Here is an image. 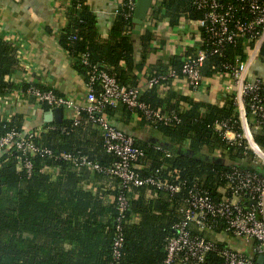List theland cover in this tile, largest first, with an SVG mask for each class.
<instances>
[{"label":"trees","instance_id":"trees-1","mask_svg":"<svg viewBox=\"0 0 264 264\" xmlns=\"http://www.w3.org/2000/svg\"><path fill=\"white\" fill-rule=\"evenodd\" d=\"M129 0L119 2L118 11L107 37L100 35L97 15L87 0H70L67 8V25L60 38L61 46L74 59V68L90 85L100 100L102 88L99 81L91 82L94 70L105 71L119 79L128 88L140 86V75L150 80L166 77L159 85L144 90L140 100L174 113L178 120L169 125H149V132L160 137L176 150L167 151L160 144L136 140L144 157L139 164L143 177H153L162 182L179 185V192L171 193L152 186L133 188L129 195V210L122 224L124 243L119 259L114 258L113 245L117 230V197L121 192L120 179L98 174L85 168L74 167L54 157H32L33 172L29 176L20 170L21 153L13 148L0 156V264H162L166 258L173 227L181 218L190 189L196 184L211 192L215 201L226 186V175L233 167L259 172L249 168L254 156L236 143L228 142L224 132L216 130V123L228 122L234 131L241 132L238 113L233 98L228 95L223 105L196 102L176 91H164L182 79V69L187 57L200 46L197 42L184 55H172L155 66L147 65L148 55L155 52V28L167 20L174 30L185 21H197L204 12L197 8L198 0H162L152 7L150 24L134 35V11ZM141 42V60H136V39ZM85 55L87 64L79 56ZM236 56L244 59L242 43L228 46L223 56H210L202 68L204 79L225 74V67L233 65ZM19 70L18 51L15 45L0 35V97L20 92L25 99L37 104L28 89L52 90L36 84L16 83L11 78ZM264 79V48L262 59L252 73ZM174 74V76L171 75ZM200 88V87H199ZM54 91V90H53ZM55 92V91H54ZM165 92V93H164ZM55 94H58L55 92ZM187 104V107L181 103ZM45 113L53 110L41 102ZM104 115L114 123L128 124L136 112L125 104L105 105ZM23 129V117L0 116V139L12 130ZM46 131L34 139L40 146L51 149L54 155L63 152L88 156L100 165H112L115 155L104 146L103 133L98 124L82 110L78 123L64 119L61 124L45 123ZM255 140L264 146V126L254 133ZM165 145V144H164ZM186 145V149L177 148ZM219 152L223 158L215 154ZM228 161V162H227ZM46 168L53 169L47 172ZM225 224L213 226L211 232L202 233L209 239L224 232ZM198 233L196 230L193 231ZM215 239V238H214ZM216 241L215 250L209 252L204 264H221L225 242Z\"/></svg>","mask_w":264,"mask_h":264},{"label":"built area","instance_id":"built-area-1","mask_svg":"<svg viewBox=\"0 0 264 264\" xmlns=\"http://www.w3.org/2000/svg\"><path fill=\"white\" fill-rule=\"evenodd\" d=\"M128 3L134 11L136 0H129ZM197 8L204 12L203 18L193 21L197 27L200 46L194 54L187 57L182 69V80L190 92L197 91L205 80L202 68L207 58L223 56L228 46L242 43L245 57L242 59L236 56L233 65L225 66L230 73L224 84L225 91L233 98L241 132L234 131L228 122L216 123L214 128L223 131L228 142H234L245 150L243 162L249 160L248 153L251 152L254 156L253 163L260 165L261 171L233 167L226 175V186L218 190L222 194L220 201H215L210 191L195 184L189 191L185 207L181 209L179 222L173 227L174 236L169 239L166 258L162 264H204L207 254L216 248L215 239H218V235L209 239L202 233L211 232L213 226L220 222L226 226L221 233L225 239L218 241L227 244L221 252V264H260L258 258L264 257V146L255 140L254 133L264 126V79L252 78V69L261 61L264 48V0H198ZM85 57L79 56L87 64ZM171 75L174 76L173 73ZM220 76L224 77L225 74ZM161 79L165 80L166 77H154L138 87L128 88L105 71L94 70L91 82L99 81L102 93L98 100L87 84L88 105L84 108L67 97L55 94L53 90L28 89V94L36 97L39 106L41 102H45L53 109L63 107L73 110V116L68 118L75 120V123H78L81 111L86 110L90 120L99 125L107 152L117 158L112 165H100L85 155L67 152L54 155L51 149L34 141L38 133L46 131L45 125L30 130L24 127L21 131L12 130L0 139V156L3 152L16 148L23 158L20 170H24L29 176L33 172L31 158L40 156L54 157L72 163L76 169L85 168L120 179L121 192L117 197L118 225L113 245L115 259L121 256L124 243L122 224L129 210L132 189L152 186L174 193L179 192L180 186L141 175L143 167L139 162L144 157L143 150L136 145V139L132 135L107 119L103 108L108 104H125L136 112L137 117L144 118L149 123L169 125L178 120L174 113L154 108L140 100L141 93L159 85ZM46 171L52 172L53 169L46 168ZM194 230L198 233L195 234ZM230 241L232 244H229ZM246 243L251 245L254 257L241 251Z\"/></svg>","mask_w":264,"mask_h":264},{"label":"crops","instance_id":"crops-1","mask_svg":"<svg viewBox=\"0 0 264 264\" xmlns=\"http://www.w3.org/2000/svg\"><path fill=\"white\" fill-rule=\"evenodd\" d=\"M87 1L90 9L97 15L100 35L107 37L116 18L118 0ZM161 1L154 0L156 4ZM69 5L70 0H0V35L15 45L18 51L19 70L8 78L9 80L51 88L60 96L67 97L84 108L88 105L89 87L83 76L74 68L73 57L60 44L61 34L68 22L66 12ZM151 10L143 29L150 24ZM196 29L193 21H184L174 30L169 27L167 20L159 21L155 28L156 49L148 55L147 65L153 67L172 55L185 56L188 48H193L200 42ZM136 48V60L140 61L139 38L136 39ZM195 51L196 48L192 53ZM255 77L261 76L253 72L252 78ZM226 79L220 75L205 79L195 92H190L184 80L180 79L165 87L164 91H176L196 102L223 105L229 95L224 89ZM140 81L143 84L146 78L140 75ZM181 105L187 107L183 102ZM72 113L71 109L64 110V119L73 116ZM18 114L23 117V127L26 130L40 128L46 123L47 113L38 104L25 99L20 92L15 91L0 97V116L11 118ZM115 125L136 140L160 144L167 151L176 150L175 146L150 134L149 125L142 124L141 119L135 114L128 124L116 122ZM185 147L186 145L177 148V151L185 150ZM249 168L259 169L256 163L250 164Z\"/></svg>","mask_w":264,"mask_h":264},{"label":"water","instance_id":"water-1","mask_svg":"<svg viewBox=\"0 0 264 264\" xmlns=\"http://www.w3.org/2000/svg\"><path fill=\"white\" fill-rule=\"evenodd\" d=\"M154 5V0H136L135 10L133 14V23L135 28L133 30L134 35H140L143 24L146 22L150 10ZM64 110L66 108L58 107L47 113L45 117V122H54L56 124H61L64 120ZM258 263H264V257L258 258Z\"/></svg>","mask_w":264,"mask_h":264},{"label":"rangeland","instance_id":"rangeland-1","mask_svg":"<svg viewBox=\"0 0 264 264\" xmlns=\"http://www.w3.org/2000/svg\"><path fill=\"white\" fill-rule=\"evenodd\" d=\"M215 156H216L217 158H219V159L223 158L222 155H220L219 152H217V153L215 154ZM227 162H228V161H227ZM257 162L259 163L258 160H257ZM257 167L260 168L261 166H260V165H257ZM224 239H225V238H224L223 235H221V234L218 235V240L223 241ZM229 244H232V241H230ZM243 246H244V247H242V250H241V251H242L243 253H245L246 255L250 256V257H254L253 254H252V248H251V245L248 244V243H246V244L243 245Z\"/></svg>","mask_w":264,"mask_h":264}]
</instances>
